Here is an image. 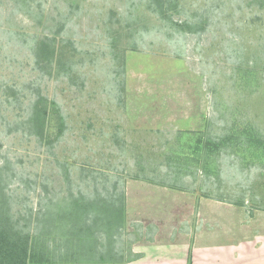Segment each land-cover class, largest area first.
<instances>
[{
  "label": "rangeland",
  "instance_id": "374dc122",
  "mask_svg": "<svg viewBox=\"0 0 264 264\" xmlns=\"http://www.w3.org/2000/svg\"><path fill=\"white\" fill-rule=\"evenodd\" d=\"M39 97L59 140L28 128ZM112 191L124 260L189 238L206 202L264 209V0H0V216L38 244L51 201Z\"/></svg>",
  "mask_w": 264,
  "mask_h": 264
},
{
  "label": "trees",
  "instance_id": "16d2710c",
  "mask_svg": "<svg viewBox=\"0 0 264 264\" xmlns=\"http://www.w3.org/2000/svg\"><path fill=\"white\" fill-rule=\"evenodd\" d=\"M43 39L31 49L38 57L41 54L49 56L53 52V48ZM43 101L44 99L39 97L34 102L27 122L28 128L42 140L46 137L44 130L49 127V121L55 118L58 128L56 136L59 140L65 131L64 118L54 104L50 111ZM115 198L117 197L113 191L107 192L105 196L101 193L86 196L78 192L77 195H69L67 199L62 198L57 204L53 205L51 201L44 215L37 219L43 231V240L39 239L38 244L32 242L34 240L29 241V235L22 236L9 209L6 208L5 211L3 208L5 213L0 216V264H66L64 259H68V253L70 260H79V264H123L124 258L120 252L122 249L116 251L113 237L120 235L125 225L124 198L121 195ZM5 199L3 196V200ZM52 205L54 208H51ZM52 223H55L54 228L63 237L56 242V250L50 253L51 247L44 235H49ZM98 231L103 234L100 235L104 237V242H98ZM98 245L102 248L98 249ZM59 251L63 253L60 254ZM81 253L82 255H79Z\"/></svg>",
  "mask_w": 264,
  "mask_h": 264
},
{
  "label": "crops",
  "instance_id": "0c3cea01",
  "mask_svg": "<svg viewBox=\"0 0 264 264\" xmlns=\"http://www.w3.org/2000/svg\"><path fill=\"white\" fill-rule=\"evenodd\" d=\"M208 205L214 216L198 221L189 238L175 243L136 241L123 264H264V209L248 215L233 204Z\"/></svg>",
  "mask_w": 264,
  "mask_h": 264
}]
</instances>
